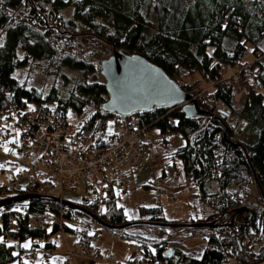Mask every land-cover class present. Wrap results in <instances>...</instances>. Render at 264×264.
Instances as JSON below:
<instances>
[{
  "label": "trees",
  "instance_id": "trees-1",
  "mask_svg": "<svg viewBox=\"0 0 264 264\" xmlns=\"http://www.w3.org/2000/svg\"><path fill=\"white\" fill-rule=\"evenodd\" d=\"M142 1L0 0V85L5 87L4 92L0 91V107L12 98L22 105L26 98L53 104L65 113L72 110L83 118L80 134L103 140L108 134L107 119L113 116L101 110L106 98L104 82L89 77L98 74L103 57L99 59L97 54L102 56L110 50L105 47L144 56L186 91L193 90L188 82L210 81L212 86L197 95L200 108L206 112L201 116L187 117L178 105L153 107L135 115L145 128H158L167 142L166 135L171 133L185 137L186 142L176 148L174 155L182 160L190 183L199 189V220L211 221L220 216L219 226L188 228L207 233V245L200 257L180 248L167 249L165 238L160 240L163 244L156 242L155 254L148 251L147 238L141 237L139 242L149 256L148 264H226L228 257L236 259L237 264L258 262L259 252L249 250L251 246H245L243 241L257 232L264 238V211L253 213L250 219L246 212L233 218V212L246 201L264 204V51L257 48L264 40V0H154L144 12L139 10ZM71 4L73 16L64 17L62 10ZM80 42L100 49L85 51ZM248 51L252 61L245 59ZM26 65L37 66L48 74L69 68L84 78L65 96L56 86L43 94L25 87L16 78L15 70ZM195 72L199 77L193 78ZM252 81L261 83L262 89L253 88ZM236 85L239 89L247 87L242 114L256 131L251 141L240 137L244 130L234 132L220 112V105L215 108L217 103L232 107ZM209 180L217 182L216 191L208 188ZM252 183L258 191L254 200L249 199ZM23 205L28 209L26 216L61 214L64 230L74 231L66 219L72 218L75 210L48 197L22 200L4 208L14 212ZM82 205L108 224L129 221L114 192L101 201H83ZM140 211L145 220L166 221L161 206H140ZM2 217L0 237L4 243L0 244V264H26L28 248L10 243V238H48L57 230V225L51 230L29 228L22 219L17 221L18 228L12 229L8 228L7 214ZM102 228L118 236L126 230Z\"/></svg>",
  "mask_w": 264,
  "mask_h": 264
},
{
  "label": "rangeland",
  "instance_id": "rangeland-1",
  "mask_svg": "<svg viewBox=\"0 0 264 264\" xmlns=\"http://www.w3.org/2000/svg\"><path fill=\"white\" fill-rule=\"evenodd\" d=\"M153 1L154 0H143L139 10L142 12L146 11L148 4ZM73 10L74 5L71 4L62 10V14L64 17L70 18L73 16ZM2 42L3 36L0 37V44ZM80 45L85 51H88L91 48H96V52H98L100 49V47L84 42H80ZM250 47L251 45H249V49ZM105 48L110 50L107 51ZM105 48H103V50H105V54L102 56L97 54V58L100 59L103 57L102 59H104L113 54L114 51H112L110 47ZM257 48L261 52L264 51V40L260 41V45H257ZM20 55L22 56L23 53H20ZM245 59L248 61L253 60L251 51L247 52ZM14 73L19 83L23 84L27 88H35L45 94L52 86H56L64 96L69 94L71 91H74L77 84L83 81L84 78L80 76L78 72L69 68H65L57 74H48L37 66L33 68L26 65L17 68ZM97 73L96 76H90L89 80L94 77H98L100 81L104 82V78L99 72ZM193 75L195 76L193 78L199 77V74L196 72L193 73L192 76ZM192 76L189 78H192ZM252 84L253 88H256V90L262 89L261 83L252 81ZM202 86L205 90L206 88L209 89L212 84L210 81H203ZM234 87L231 114L232 118L234 116V119L231 118L229 123H231L234 127V132L241 133V130H244L240 137L251 141L256 137V131L252 130L251 121L242 114V107L247 96V87H242V89H239L238 85ZM221 104L222 103H217L215 108L217 105ZM218 108L220 109L221 107ZM3 120L4 122L2 125L9 128L10 134H8L7 138L5 137L2 145H0V165H3V167H0V185H8L19 170L27 167L31 161H36V157L40 155L43 150L40 146H37L32 142H29L28 148H23L21 146V131L18 125L11 119L3 117ZM68 121L70 123V128H78L81 126L83 118L72 110H69ZM114 125L113 118H108L106 122V132L112 133ZM143 138L146 142L151 143L153 157L150 160H146L141 163L139 166V172L141 169H144L145 173H138L136 179L134 181H130L128 190L120 192L117 195V203L122 206L124 214L129 221L135 222L146 219V216H142L141 214L140 206H161L164 214L167 216L165 218L166 222L188 221L178 219L174 220L171 218L173 215H184L186 216L185 218H187L188 216L190 217V213L195 214L200 211L197 187L194 184H188L187 187L191 186L193 189L190 196L186 195L181 197L179 202L170 199V194L177 191L178 185L183 184V180L184 183L186 182V175L184 173L183 166L180 163L181 160L179 158L174 159L170 154L176 150L180 144H184L186 142L185 137L179 134L171 133L166 135V139L168 140L167 142L165 141L164 136L160 134L159 129L152 127L150 130L144 132ZM13 141H15V143ZM169 145L171 147L170 151L167 150V146ZM5 147H7L9 151L6 152ZM27 150L31 151L32 157L24 159L23 154ZM158 166H163L167 173L164 177L166 180H163V183H166L167 185L165 193H160L151 184V181L155 178L162 177L161 173L163 172V169L158 168ZM207 183L209 185L208 188H210L211 191H216L219 187L215 180H209ZM149 184L152 186L146 188L145 185ZM249 188L251 191L249 199L254 200L258 197L257 187L252 183ZM60 195L66 200H70L81 206H83V201L91 202L95 200V196L92 192H89V190L84 191L82 188L74 190L64 189ZM190 199L191 203H189ZM246 213H248V211H246ZM66 224L74 231L62 230L60 233H52L49 236V239L54 241L57 247L51 248L48 251H45V244L48 241V238L39 239L37 237H30L22 241L10 238L9 242L19 243V245L22 246L31 241V246L39 248L35 254H28L24 256V262L26 264H64L66 256L65 252L68 249V245L73 246L75 242H78L81 235H83L82 232L85 231L88 235H91L99 229L101 231L98 233L96 239L92 241L91 246L110 249L116 256V263H126L128 260L133 258L129 247L132 243L141 244V242H139V238L141 237L148 239V251L156 250V242L158 245L161 243L163 244V242H161V238H165L167 249L180 248L188 254L196 257L201 256L207 245L206 232H192L188 228L168 230L159 229L158 226L144 223H136L126 227L125 234L122 236H118L116 234L114 235V233L109 229H103L97 222H95L94 219L79 211L73 212L72 218L66 219ZM257 233L247 235V237L244 238L243 243L245 246H251L249 250L259 252L258 257L259 259L261 258V260L252 264H264V259H262L264 257V238ZM41 245H43V247H41ZM92 258V255L89 257L77 256L73 264H104L100 261H94ZM237 263L238 262L233 257H228L226 260V264Z\"/></svg>",
  "mask_w": 264,
  "mask_h": 264
},
{
  "label": "built area",
  "instance_id": "built-area-1",
  "mask_svg": "<svg viewBox=\"0 0 264 264\" xmlns=\"http://www.w3.org/2000/svg\"><path fill=\"white\" fill-rule=\"evenodd\" d=\"M193 88L194 96L203 94L205 90L201 81L188 82ZM7 89V88H6ZM5 87L0 85V91ZM7 92V91H5ZM24 104L12 98L0 107V145L9 128L3 126V117L13 120L21 131L23 148L29 142L42 148L36 161L19 170L8 185H0V197L11 193H34L42 197H61L64 189L82 188L89 190L95 199L101 201L110 192L119 193L128 186L129 176L138 172L140 163L153 156L152 150L143 139L147 130L136 116L114 117V130L103 140L80 134L79 128H70L67 113L61 108L46 102H33L24 98ZM31 106V108L29 107ZM226 113L230 108L221 104ZM32 109H35L34 111ZM228 121V117L226 118ZM1 148V147H0ZM32 157L31 151L23 154L24 159ZM161 191V178L155 180ZM186 185H180L176 192L170 194L173 201H178L186 193ZM25 205L20 211H0V217L7 214L8 228L16 229L18 219L26 220L29 228L48 229L57 225L56 233L63 230V218L49 213L26 216ZM99 231L91 235H83L73 246L68 245L64 264H73L77 256L89 257L104 264H148L143 248L136 243L130 245L133 258L126 263H116V257L108 248L92 247ZM49 248L56 244L48 239Z\"/></svg>",
  "mask_w": 264,
  "mask_h": 264
},
{
  "label": "water",
  "instance_id": "water-1",
  "mask_svg": "<svg viewBox=\"0 0 264 264\" xmlns=\"http://www.w3.org/2000/svg\"><path fill=\"white\" fill-rule=\"evenodd\" d=\"M100 75L104 78L107 97L101 104V110L109 115H122L129 117L133 114L143 113L153 107L181 106L187 117H198L205 114L198 99L192 92L186 91L171 78L159 65L153 63L142 55L129 53L122 49H115L113 54L100 61ZM39 197L28 193L13 196L0 201V208L14 202ZM55 203L64 208L85 213L94 219L100 226L110 229H123L136 223H144L171 228L218 227L220 216L211 221L191 222H154L150 220L128 221L120 225H111L104 222L96 214L66 199L54 197ZM260 213L264 211V204L246 201L235 208L233 218L237 213L248 210ZM233 222V220H232Z\"/></svg>",
  "mask_w": 264,
  "mask_h": 264
},
{
  "label": "crops",
  "instance_id": "crops-1",
  "mask_svg": "<svg viewBox=\"0 0 264 264\" xmlns=\"http://www.w3.org/2000/svg\"><path fill=\"white\" fill-rule=\"evenodd\" d=\"M144 135V134H143ZM167 150H169L170 151V149H171V147H170V145L169 146H167ZM151 158H147V159H145V160H143L142 162H145L146 160H150ZM141 162V163H142ZM141 163H140V165H141ZM181 163V162H180ZM182 164V166H183V163H181ZM139 165V166H140ZM155 167V166H154ZM158 168H162L163 169V172L161 173V175H162V179H161V184H160V187L163 189V191H162V193H165L166 192V189L165 188H167V185H166V183H163V180H166L164 177L167 175V173H166V171H165V169H164V167L163 166H158ZM184 168V167H183ZM138 173H145L144 172V169H141V171L139 172V170H138V172L137 173H135V174H133V175H131V176H129V180H128V187L126 188V190L125 191H127L128 190V188H129V183H130V181H134L135 179H136V177H137V175H138ZM157 176H159V175H157ZM156 179V178H155ZM154 179V180H155ZM184 179V178H183ZM154 180H152L151 181V184L158 190V186H156L155 185V181ZM151 184H149V185H145V187L146 188H149V187H151L152 185ZM181 185H186L185 183H184V180H183V184H181ZM180 187V185H178V188ZM189 190H190V192H187V194H185L184 196H186V195H188V196H190L191 194H192V192H193V189L192 188H190L189 187ZM198 190V189H197ZM184 196H182V197H184ZM180 201V200H179ZM179 201H177V202H179ZM189 203H191V199H190V202ZM190 213V212H189ZM165 215V214H164ZM201 215H202V211H201V206H200V211L199 212H196L195 214H191L190 213V217L188 216L187 218H185L186 216H184V215H173V217L171 218V219H174V220H188V221H191V220H199L200 218H201ZM198 216V217H197ZM167 216L165 215V218H166ZM197 217V218H196Z\"/></svg>",
  "mask_w": 264,
  "mask_h": 264
},
{
  "label": "snow or ice",
  "instance_id": "snow-or-ice-1",
  "mask_svg": "<svg viewBox=\"0 0 264 264\" xmlns=\"http://www.w3.org/2000/svg\"><path fill=\"white\" fill-rule=\"evenodd\" d=\"M2 46L3 45H0V47H2ZM29 107L31 108V106H29ZM32 110L34 111L35 109H32ZM13 142L15 143V141H13ZM5 151L6 152L9 151V149L7 147H5ZM0 167H3V165H0ZM2 243H4V240H3L2 237H0V244H2ZM9 247H11V245H9ZM22 247H24V248H30L31 247V241H29L28 243L22 245ZM41 247H43V245H41ZM153 254H155V250H153Z\"/></svg>",
  "mask_w": 264,
  "mask_h": 264
},
{
  "label": "flooded vegetation",
  "instance_id": "flooded-vegetation-1",
  "mask_svg": "<svg viewBox=\"0 0 264 264\" xmlns=\"http://www.w3.org/2000/svg\"><path fill=\"white\" fill-rule=\"evenodd\" d=\"M256 202H257V201H256ZM260 204H262V203H260ZM252 210H253V209L248 210V214H249V215H248V218H249V219H250V217L253 215V213H250V212H253ZM237 214H238V213H237Z\"/></svg>",
  "mask_w": 264,
  "mask_h": 264
}]
</instances>
